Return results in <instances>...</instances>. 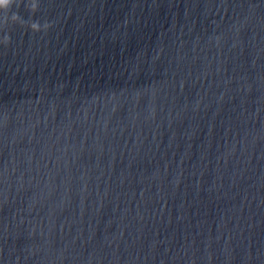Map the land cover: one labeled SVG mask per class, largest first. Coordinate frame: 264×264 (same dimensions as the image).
Returning <instances> with one entry per match:
<instances>
[{
  "label": "water",
  "instance_id": "1",
  "mask_svg": "<svg viewBox=\"0 0 264 264\" xmlns=\"http://www.w3.org/2000/svg\"><path fill=\"white\" fill-rule=\"evenodd\" d=\"M25 3L0 264H264V0Z\"/></svg>",
  "mask_w": 264,
  "mask_h": 264
},
{
  "label": "clouds",
  "instance_id": "2",
  "mask_svg": "<svg viewBox=\"0 0 264 264\" xmlns=\"http://www.w3.org/2000/svg\"><path fill=\"white\" fill-rule=\"evenodd\" d=\"M21 0H0V31L10 25H19L20 27L27 29L35 34L39 32H47L48 29L52 26L50 23L45 22L41 24L39 21H29L26 22L17 12H13L9 15L10 9L15 5L18 9L20 7ZM26 10L35 14L39 8V0H26L25 3ZM10 43V37L7 33L0 38V45H3L5 48L8 47Z\"/></svg>",
  "mask_w": 264,
  "mask_h": 264
}]
</instances>
